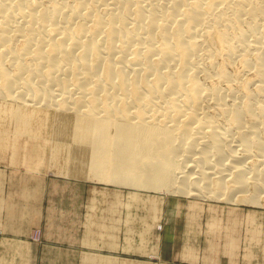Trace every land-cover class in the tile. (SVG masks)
<instances>
[{"label": "bare ground", "instance_id": "bare-ground-1", "mask_svg": "<svg viewBox=\"0 0 264 264\" xmlns=\"http://www.w3.org/2000/svg\"><path fill=\"white\" fill-rule=\"evenodd\" d=\"M8 157L257 203L264 0H0Z\"/></svg>", "mask_w": 264, "mask_h": 264}, {"label": "rangeland", "instance_id": "rangeland-1", "mask_svg": "<svg viewBox=\"0 0 264 264\" xmlns=\"http://www.w3.org/2000/svg\"><path fill=\"white\" fill-rule=\"evenodd\" d=\"M34 165L0 159V264H264V192L195 197Z\"/></svg>", "mask_w": 264, "mask_h": 264}, {"label": "crops", "instance_id": "crops-1", "mask_svg": "<svg viewBox=\"0 0 264 264\" xmlns=\"http://www.w3.org/2000/svg\"><path fill=\"white\" fill-rule=\"evenodd\" d=\"M24 230H26L27 234H30L31 233V228H25ZM9 254H2L1 256L2 257H6L8 256ZM26 256H20L19 253L17 254H13V255H9V258L10 260H13V259H24V260H32L31 256H27V254H25Z\"/></svg>", "mask_w": 264, "mask_h": 264}]
</instances>
